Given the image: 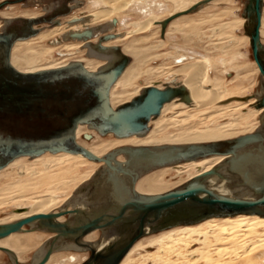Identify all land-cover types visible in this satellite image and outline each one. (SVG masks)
<instances>
[{
	"label": "bare ground",
	"instance_id": "1",
	"mask_svg": "<svg viewBox=\"0 0 264 264\" xmlns=\"http://www.w3.org/2000/svg\"><path fill=\"white\" fill-rule=\"evenodd\" d=\"M9 1L12 2L8 3L4 8L0 9V33L5 32V30L9 27V25L12 22L22 19L15 17H19V16L37 17V15L41 13L39 8L37 7L39 4L43 5L47 2L48 6H46L45 8L50 7V9H48L46 13L43 14L42 16L49 14L52 10L55 9V7L59 6L58 0H20V1L9 0ZM141 1L142 0H88L87 4H90V6L88 5L90 7V10L86 12L87 15H84L82 17L79 16L74 17L76 16L75 12L72 15L71 12L70 14L55 20L54 23L56 24L52 23L53 27L55 28L46 29V30L42 29L41 31L38 28H36L38 29V33L32 36V38L30 37L28 39L16 41L12 48L11 63L15 68H17L22 72H37L40 70L59 68L66 66L71 62H81L82 64H84V66L87 69L91 71H98L100 67L107 64L106 60L90 55L87 48L88 43H97L101 37L108 34H115L116 38L104 42V45L119 46L118 44H116V42L124 41L127 35L135 34L137 32L143 34L148 30H150L151 27H153V24L155 25V23H157L155 22L157 16L169 14V12L171 11L170 3H174L177 8V6L178 7L181 6L182 0H168V1L164 0L162 2L156 0L153 1L152 5L150 4L147 5L142 2L143 6L140 8V5H142ZM74 2L75 3L71 4L72 6H75L74 9H76V7H80L83 5V2L81 0H76ZM247 3L248 0H246V3L244 4V12L242 15L246 19V23L244 26L246 35L244 36V38L248 43L250 42V46H251V38L246 32L248 27L250 26V20L245 15V8ZM14 4H18V5H14ZM16 6H20V8H22L23 6L24 9L22 8V11H20L23 13H19L15 9ZM27 7H33V8H27ZM34 7H36L38 11H36ZM78 10H80V8L77 9L76 12ZM138 12L142 13L141 14L142 20L140 17L138 21L125 20V18H133V14ZM119 13L121 14L120 17L113 16ZM26 19H35V18H26ZM104 19H106L105 22H103ZM236 22L241 23V21H235V22L233 21L227 24L229 25L228 28L234 27ZM163 24H165V20ZM116 26L117 28L118 26L119 28L120 26L121 27L124 26L126 28H131V29H129L127 32H122L121 28L112 30L113 27ZM185 27L186 26L180 27L179 29L184 30L186 29ZM263 28H264V3H263L262 24L260 28L262 41L264 38ZM156 33L157 32L149 36H142L137 42L138 43L149 42V40L152 37H154ZM166 33H170V29L169 32ZM58 34L59 36H56L55 40H51V42L49 41L52 47H48L46 49L34 45L38 40L46 41L49 38L51 39L54 35H58ZM154 46L155 45H144L138 50L136 49L141 55L144 54L145 57L142 59L141 63L139 65H136L135 67H131L132 62H130L128 67L125 69L124 73L121 75L118 81L112 86L110 91V100L114 108H117L118 106L124 103L132 101L146 87L158 86L160 88H165L164 86L166 84L169 85L181 84L185 86L191 101L187 103L178 98L172 100L171 102L166 103L163 106L161 114L158 117L151 119L149 123V129L144 134H134L127 137H120L114 133L101 134L98 130L90 127L89 125H85V124L80 125L77 130L78 142L81 145H84V147L86 146L88 150H90L94 155L98 157L101 158L111 157L114 166L118 168L117 171H114L110 166H108L103 161H97L95 159L86 156L83 153H76V152L48 151L40 155L22 156L15 159L5 168L0 170V183L4 179L6 180L8 177L15 176L14 178H16L14 182L7 183L5 184L4 187L0 188V207L6 204L10 205V203L18 199H23V200L20 201L21 203L19 205L21 206L17 207V209L13 213H11L8 217L4 219H0V224L15 222L22 218L35 214H41V213H51V212L57 213L66 210L73 212L78 209L83 210L85 212H89L93 210L95 203L94 200L92 199L94 198L93 196L97 192L102 190V188L104 187L108 188V180L112 173L122 171L129 167V160L131 158L132 149L144 148V147L149 149H157V148L159 149V148H165L171 146H188L193 144L199 145V144H207V143H218V142H225L227 140H231V138L228 137L235 136L231 132V129H233L234 126L238 124L236 122L226 123L217 126L214 129L205 128L208 130H201V131L195 130L196 132L198 131L197 133H194L195 131L193 133L188 131H181L179 134L177 133L172 135L170 139L168 138L169 139L168 141H164V142L162 141L165 139V137L157 138V135L160 132H162L164 129L166 128L170 129L171 127L170 125H172L173 127V125L176 124L178 126H181L182 128L183 126L185 127L187 121L192 117H194L195 115L193 113H189L188 111L190 110L194 111L196 108L202 110L210 106L214 107L216 105L219 108H221L222 112H224L228 110V108H230L233 102H235V104L236 103L239 104V108L249 107L247 113L239 117L242 118V120L244 119V122L249 117L251 118V116L252 117L259 116V119L261 121V124L259 125L258 128L254 129V131L251 132L248 130L249 132L247 131L248 133L246 132L245 134H251L258 131L263 132L262 130H264L263 129L264 108L256 109L254 107V104L264 96V86H262V84L261 87H259L258 92L253 96L241 97L236 99H226L221 89L222 88L221 86L223 84L220 85L217 80L214 81L212 76L209 75V71L211 68L209 64L210 58L202 57L205 60L200 59L198 61L195 60L192 61V59H194L195 57H193L192 54H190L192 55L190 56L187 53L179 56H174L175 64H180L179 67H177L176 69L175 68L171 69L172 66H164L163 64V65L155 66L150 70L147 69L146 71L143 72L142 63L146 60V57L148 56L147 54H145V51L147 49L151 50L156 47ZM54 49H68L69 51L68 53L70 54L69 56L71 57L67 60L65 59L64 61L66 62H64L63 60L59 62H55L51 60L52 62L48 66L41 67L40 66L41 60L45 58V56L47 55H52ZM76 49L80 51L78 53L86 52L85 50H87L86 52L87 57L84 56L85 58H78V56H75L74 50ZM122 49L126 55H128L127 49L132 50L131 46L128 45L122 47ZM2 53H3V49L0 48V66L2 62V58H1ZM222 62L223 64H226L225 61L222 60ZM254 65L256 67V71H259L260 78L262 80L261 71L255 59H254ZM242 67L241 68L238 67L239 71L240 70L246 71V69H248V66L246 65ZM142 72L146 74L149 73L150 75L149 79H154V80H152L151 83L149 81L150 84H147V86H144L141 89L138 88L135 94L128 96L127 88L130 87L133 81H135L140 77ZM160 78L163 79L170 78V79L169 81L168 79H166V81L160 83L161 82ZM157 79H159V81ZM119 87H121V91H116V89ZM129 94L132 93L130 92ZM227 102L230 103L227 104ZM174 109L178 110V112H174V113L183 114L182 116H184V119H180L175 116H174L175 118L174 117L166 118L165 115L166 112L167 111L169 112L170 110H174ZM215 110L217 109L215 108L213 112ZM203 112H205V110ZM220 112L221 111L215 112L217 114L214 113L208 117L212 118V116L214 117L218 116V113ZM221 113L220 115H222L224 118L226 114L224 113L221 114ZM229 114L231 113L229 112ZM233 115L234 114L232 113V116ZM238 116L235 117V119L237 121H240L238 120L239 119ZM202 118L203 117H201V119ZM206 119L208 118L206 117ZM215 122L217 121H213L212 124H214ZM247 123L245 125H247ZM187 125L190 128L189 129L190 131L192 130V127H194L192 125L190 127L189 123ZM152 126L154 128H152ZM81 134H85L86 138L92 140L91 141L92 143L80 142L79 139ZM112 134H114L113 140H105L104 137H102ZM245 134L242 133V135ZM93 137H96L97 139H94ZM183 142H186L187 144H182ZM190 142H195V143H190ZM114 148H119V149L116 150ZM229 157L231 156L212 155L190 161H179V162L170 163L165 166L152 168L147 172L142 170L139 173L140 174L138 178L139 182L137 181L135 187L138 192L146 195H155V194L168 192L170 190L167 191H163V190L168 189L172 185L171 184L169 186L168 182L165 181V176L169 174V172L171 171L172 172L176 171L181 176L183 174L188 175L186 179L183 180L180 179V181H177L178 184L184 182V184L179 187L184 186L187 182L200 176L202 173L212 169H216L225 174H229L227 168L228 165L225 164V161ZM87 162L97 164L99 169L94 173L93 172L88 173L85 177L82 178L83 182L86 181L85 183H83L78 188H77L78 185L77 184L75 187L77 189L73 193L70 192L64 200H59L60 198L58 197L59 196L58 190L61 189L60 186L65 187L66 185L69 184L66 175H68L69 173L76 172V167L78 165L80 166L83 164H87ZM62 167L65 169H63ZM158 168H162L160 169L161 171L159 173L149 176L146 179L141 178L143 174ZM118 173L119 176L124 178L122 175H120L121 172ZM75 181L76 180H74L73 183ZM205 184L209 189L220 195H234L237 193L241 198H245L248 200H252L256 197V194L254 192H251L244 187H236L234 189L231 188L230 184L227 181L220 179L218 176H214L208 179ZM43 186H47L48 190L43 191L42 192L43 194L38 197L32 196V194L38 193ZM29 201L30 202L33 201L32 206L30 205L31 207H29V205L27 204ZM74 218H76V214L71 213L60 216L57 218V220L60 222H65L68 220H72ZM263 228H264V216L258 214H237L232 216H215L197 223L179 224L158 232H153L152 228L148 227L146 229L145 236H143L142 238L148 237L151 239L149 244L152 245L156 243L160 246L159 253H162V255L156 254L157 256H160L157 257V260L161 261L160 264H179V262L182 263L181 260H183L185 264H201L202 262H205L206 264H227L229 262L226 261V263H224V261L228 257L244 258L247 257L248 255H252L253 253L259 251L261 252V250L264 251V231L263 232L260 231V229ZM26 235H28L32 239L30 238L24 239V242L21 239H19L20 238L19 236H26ZM37 236L45 237L46 239L37 247V252L35 253L30 264H39L44 258L50 246L52 245L53 238L56 236V234L49 232L48 230L38 229L37 223L27 225L23 228L22 231L12 233L6 238L0 239V247L12 250L14 253V257L18 259V262L20 264H24V261L26 259L24 254L29 249L33 248L34 246L33 243L36 241V239H38ZM194 236L196 237L200 236L201 238H203L202 242L205 244V247L203 249H196V250L192 249V251L188 253L187 250L190 249L192 246H194V244H196L195 239H193ZM253 236L257 238L251 239L249 241L248 238H251ZM118 238L119 235H117L116 233L110 230L97 229L87 234L79 243L73 240L60 239L55 244V251L51 255L49 261L46 264H51L52 260L54 261L55 260L54 258L56 256L61 257L60 261L57 264H84V262L81 263L82 260H80V258L82 257L83 254H87L88 252H90V256H91L90 248H94L96 250H102L108 244L118 240ZM27 242H32V244L27 245L26 244ZM142 246H143L142 242L139 239L132 247V249L128 252V254L124 257V259L120 264H130L132 262L131 257ZM0 252H4L9 256L10 264H17L14 258L6 251L0 249ZM196 255H199L200 258H196V259L191 258L192 256H196ZM215 255L218 258H216ZM174 257L177 258L174 259ZM86 259L87 257L83 256V260Z\"/></svg>",
	"mask_w": 264,
	"mask_h": 264
},
{
	"label": "water",
	"instance_id": "2",
	"mask_svg": "<svg viewBox=\"0 0 264 264\" xmlns=\"http://www.w3.org/2000/svg\"><path fill=\"white\" fill-rule=\"evenodd\" d=\"M18 1V0H17ZM20 1V0H19ZM264 0H248L245 15L250 20L247 34L251 38L253 57L258 64L264 86V44L261 24ZM12 1L0 3V9ZM55 14L28 19L23 26L12 24L0 33L2 62L0 66V170L22 156L52 152H76L103 161L117 171L111 157L101 158L77 140L80 125H89L101 134L114 133L120 137L144 134L152 118L158 117L163 106L174 99L189 103L186 87L166 84L165 88L149 86L132 101L117 108L111 103L110 91L131 62L121 46H106L104 42L116 38L108 34L97 43H88L90 55L105 59L98 71L87 69L81 62L66 66L22 72L11 63L14 43L38 33L35 24L52 22ZM264 108V96L255 104ZM264 129V128H263ZM238 136L225 142L171 146L131 151L129 167L111 174L108 188H102L92 198L94 208L31 215L15 222L0 224V239L20 232L27 225L38 224V229L55 233L52 245L39 264H46L60 239L80 242L97 229L110 230L118 240L102 250L90 248L91 256L85 264H120L135 243L146 234L179 224H190L215 216L258 214L264 216V130ZM223 155L227 158L228 173L216 169L202 173L184 186L165 193L146 195L135 185L140 171H149L179 161H190L206 156ZM214 176L227 181L231 188L244 187L254 192L252 200L239 194L220 195L206 186ZM127 178V179H126ZM76 218L57 220L66 214ZM0 249L10 254L12 250Z\"/></svg>",
	"mask_w": 264,
	"mask_h": 264
},
{
	"label": "rangeland",
	"instance_id": "3",
	"mask_svg": "<svg viewBox=\"0 0 264 264\" xmlns=\"http://www.w3.org/2000/svg\"><path fill=\"white\" fill-rule=\"evenodd\" d=\"M0 1H2V0H0ZM74 1H76V0H58L59 6L55 7V9L52 10L49 14L38 17V18H43V17L50 16L52 14H55L56 16L53 18L52 22H43V23L35 24L34 28L40 27L43 25H45L44 27H47L49 25L50 27H48V28H52L53 27L52 23H54L55 20H57L60 17L66 16L73 11L75 6H72L71 4L75 3ZM81 1L83 2V5L80 7H76V9L80 8V10H78L79 12L78 11L75 12L76 16H74V17L87 15L86 12H88V10H90V7H89L90 4H86L88 0H81ZM153 1H156V0H142L141 3L143 2L147 5L148 4L152 5ZM157 1L162 2L164 0H157ZM143 3H142V5L139 4L140 8L143 6ZM245 3H246V0H182L181 6H179V7L177 6V8H176L174 3H170V5H171L170 10L171 11L169 12V14L157 16L155 19V22H157V23H155V25L153 24V27H151L150 30H148L147 32H145L143 34H140L137 32L135 34L127 35L125 37L124 41L116 42V44H118L119 46H122V47H125L126 45L131 46L132 50L127 49V54L130 56V58L132 60L131 61L132 62L131 67H135L136 65H139L141 63L142 59L145 57L144 54L141 55L137 51L139 48L143 47L144 45H155L156 46V47L154 46L155 48H153L151 50L147 49L148 51L147 50L145 51V54H147L148 56L146 57V60L142 63V71L143 72L146 71L147 69L150 70L151 68H153L155 66H159V65H163V64H164V66H172L171 69L172 68L176 69L177 67H179L180 64H175L174 56H179V55H183L186 53L189 55L192 54L193 57H195L194 59H192V61L193 60L198 61L200 59H203L202 57H209L210 58L209 64L211 67L210 71H209V75L212 76L214 81L217 80L220 85L223 84L221 86L222 87L221 89H222V92L224 93V97L226 99H236V98H241V97L253 96L254 94H256L258 92L259 87H261V78H260L259 71H256V67L254 65V57L252 54L250 42L248 43L244 38V36L246 35L245 30H244L246 19L242 15L244 12V4ZM71 6H72V8H71ZM22 8H20V6H16L15 9L19 13H23V12H20V11H22ZM35 9H36V11H38L37 8H35ZM131 13H133V12H131ZM141 14H142L141 12L134 13L133 18H125V20H127V21L128 20L138 21V19H140V18L142 20ZM120 15L121 14L119 13V14H115L113 16L114 17H120ZM106 19H104L103 22H105ZM27 20L28 19H26V18H22L18 21L12 22L9 26H11L14 23H15V25L23 26ZM164 20H165V24H163ZM233 21L234 22L235 21H241V23L236 22V24H235L236 27L234 25V27L228 28L229 25H227V24H229ZM54 24H56V23H54ZM184 26H186L185 27L186 29H184V30L179 29L180 27H184ZM48 28H46V29H48ZM120 28L122 29V32H127L129 29H131V28H126L124 26H122V27L120 26ZM120 28L113 27L112 30H116V29H120ZM46 29H44V30H46ZM169 29H170V33H166V32H169ZM263 30H264V28H263ZM155 32H157V33L155 34L154 37H152L149 40V42H146V43H138L137 42L142 36H149L151 34H154ZM56 36H59V34L54 35L51 39L49 38L46 41L45 40L44 41L38 40V41H36V43L34 45L37 47H43L46 49L48 47H52L50 45L49 41L51 42V40H55ZM262 42L264 43V38H263ZM74 51H75V56H78V58L87 57V55H86L87 50H85L86 52H81V53H78L80 51L77 49ZM68 52H69L68 49H54V51L52 52L53 53L52 55H47V56H45V58H43L41 60L40 66L41 67L48 66L52 61L59 62L62 60L64 61L65 59L67 60L71 57V56H69L70 54ZM80 54H82L83 56ZM192 55H190V56H192ZM203 60H205V59H203ZM222 60L225 61L226 64H223ZM64 62H66V61H64ZM244 65L248 66V69H246V71H243V70L239 71L238 67L241 68ZM254 67H255V69H254ZM226 70L228 73L226 72ZM143 72L138 79H136L135 81L132 82V84L130 85L131 88L130 87L127 88V90H128L127 95L128 96L135 94L137 92L136 90L138 88L141 89L142 87L147 86V84H150L152 82V80H154V79H149V76H150L149 73L146 74ZM243 76L244 77L247 76V77L244 78ZM166 79H168V81H169L170 78H166ZM166 79L160 78V81H161L160 83H163V81H166ZM157 80L159 81V79H157ZM149 81H150V83H149ZM181 82H182V80H181ZM119 88H117L116 91H121V87H119ZM130 92L132 94H129ZM139 92H140V90H139ZM228 103H230V102H227V104ZM215 108L218 111L222 112L221 108H219L216 105L214 107L210 106V107H207V108L202 109V110L196 108L194 111L193 110L188 111L189 113H193L195 115H194V117H192L191 119H189L187 121L185 127L183 126V128H182L181 126H178L176 124L173 125V127H172V125H170L172 128L170 126H168V127H170V129L169 128H166L167 130L164 129L162 132H160L157 135V138L165 137L166 140L163 138L164 140L162 141V142H164V141H168L172 135L177 134V133L179 134L181 131H188V132L193 133L195 130L201 131V130L214 129L217 126H220V125H223L226 123H235L236 122V123H238L236 125L237 127L234 126V128L231 129V132L235 136L228 137V138L234 139V138L238 137V135H242V133L245 134L248 130L250 132L254 131V129L258 128L259 125L261 124L259 116H253V117L251 116V118L249 117L247 120H245V122H244V119L242 120V118H239L241 115L247 113L249 107L239 108V104H237V103L235 104V102H233V104L230 106V108H228L229 111L226 110L222 113L220 112L221 114H223V113L226 114L224 116V118L222 115H220V113H218V116H215V117L212 116V118L208 117V116H211V114L218 112L217 110H215L213 112V110ZM211 109H212V111H211ZM204 110H205V112H203ZM200 111H202L203 113ZM208 111H211L212 113L208 112ZM174 112H178V110L174 109V110H170L169 112L167 111L165 114L166 118H169V117L173 118L175 116V117H178L180 119H184V116H182L183 114H178V113H174ZM229 112L231 114H229ZM170 113H172V114H170ZM232 113L234 114L233 116L239 115L238 116L239 119L238 118L237 119L240 121H237L235 119V117H237V116L233 117ZM215 114H217V113H215ZM201 117H203V118L201 119ZM206 117L208 119H206ZM232 117L234 118V120ZM215 118H218V119H215ZM211 120L217 121V122L212 124L213 121H211ZM188 123H189L190 127H191V125L194 126V127H192L191 131L189 130L190 128L187 125ZM246 123H247V125H245ZM240 126H242V127H240ZM180 127L182 128V130ZM244 127H247V128H244ZM152 128H154V127L152 126ZM205 128H208V129H205ZM197 132L195 131L194 133H197ZM113 135L114 134L106 135V136H102V137H104L105 140H113L114 139ZM167 136H169V137H167ZM93 138L97 139L96 137H93ZM79 141L83 142V143H92L91 142L92 140H90L89 138H86L85 134L80 135ZM197 142H200V141H197ZM208 142H210V141H208ZM190 143H195V142H190ZM182 144H187V143L183 142ZM114 149L117 150L119 148H114ZM63 169H65V168H63ZM98 169H99V167L97 166V164H93L90 162H87V164H83L80 166L78 165L76 167V172L69 173L68 175H66L69 184L66 185L65 187L60 186L61 189L58 190V195H59L58 197L60 198L59 200H64L70 192L73 193L79 186H81L83 183L86 182V181H84V182L82 181L83 177H85L90 172H93V173L96 172ZM160 169H162V168L154 169L148 173H145L142 175L141 178L146 179L149 176H152L156 173H159L161 171ZM145 175H146V177H145ZM187 176H188L187 174H183L181 176L176 171L169 172V174H167L165 176V181L168 182L169 186L171 184L172 185L168 189L163 190V191L172 190V189H175V188L183 185L184 182H181L178 184L177 181H180V179L181 180L186 179ZM14 177H8L6 180L4 179L0 183V188L4 187L5 184H7V183L14 182L16 180V178H14ZM74 180H76V181L73 183ZM140 181H141V179H140ZM76 185H77V188H75ZM47 190H48V187L43 186L39 190L38 193H34V194H32V196L38 197V196L43 194L42 193L43 191H47ZM163 191H161V192H163ZM21 200H23V199L15 200L14 202L10 203V205L6 204L4 206H1L0 207V219H4V218L8 217L11 213H13L17 209V207L21 206V205H19L21 203L20 202ZM25 203H27V202H25ZM27 204L29 205V207H31L33 204V201L32 202L29 201ZM260 231L263 232L264 228L260 229ZM19 237H20L19 239H21L23 242H24V239H28V238L32 239L28 235L19 236ZM37 237H38V239H36V241L33 243L34 244L33 248L29 249L24 254L25 258H26L24 261V264H30L31 263L35 253L37 252V247L46 239L45 237H41V236L40 237L37 236ZM256 238L257 237L253 236V237L248 238V239L250 241L251 239H256ZM193 239H195L196 244H194V246H192L190 249L187 250L188 253H190V251H192V249H194V250L203 249L205 247V244L202 242L203 238H201L200 236L199 237L194 236ZM140 240H141L143 246L139 250H137L135 252V254L131 257L132 262L130 264H160L161 261L157 260V257H160V256L156 255V254L162 255V253H159L160 246L156 243L152 244V245L149 244L151 239L148 237H144ZM26 244L29 245V244H32V242H27ZM262 251L263 250H261V252L259 251V252L253 253L252 255H248L247 257H244V258L228 257L225 259L224 263H226V261H228L229 263H227V264H264V251L263 252ZM83 256L89 257L90 252H88L87 254H83L82 257L80 258V260H83ZM215 257L218 258L216 255H215ZM60 258H61L60 256H56L54 258L55 260L54 261L52 260L51 264H57L60 261ZM176 258L177 257H174V259H176ZM191 258L196 259V258H200V256L196 255V256H192ZM9 260H10L9 256L6 253L0 252V264H10ZM181 262L182 263L179 262V264H185V262H183V260H181ZM201 264H206V263L202 262Z\"/></svg>",
	"mask_w": 264,
	"mask_h": 264
},
{
	"label": "flooded vegetation",
	"instance_id": "4",
	"mask_svg": "<svg viewBox=\"0 0 264 264\" xmlns=\"http://www.w3.org/2000/svg\"><path fill=\"white\" fill-rule=\"evenodd\" d=\"M2 1H4V0H2ZM2 1H0V2H2ZM21 4H23V3H21ZM73 4V3H72ZM87 4V3H86ZM14 5H18V4H14ZM46 6H48V4H47V2L45 3V4H43V5H41V4H39L37 7L39 8V10H40V14H38L37 15V17H39V16H42L43 14H45L46 13V11L48 10V9H50V7H47V8H45ZM23 7V6H22ZM27 8H32V7H27ZM34 8H36V7H34ZM76 10L77 9H74L73 11H72V13H71V15L74 13V12H76ZM37 17H15V18H37ZM79 17H82V16H79ZM11 19H13V18H11ZM119 24H120V22H119ZM45 25H43V26H40V27H36V28H38L40 31L42 30V29H46V28H48V27H50L49 25L47 26V27H44ZM117 27V26H116ZM53 28H55V27H52V28H48V29H53ZM118 28H119V26H118ZM100 36V35H99ZM102 36V35H101ZM32 38V37H31ZM96 41V40H95ZM88 258L89 257H87V259L86 260H82V262H84V264H85V262L88 260ZM81 262V263H82Z\"/></svg>",
	"mask_w": 264,
	"mask_h": 264
}]
</instances>
